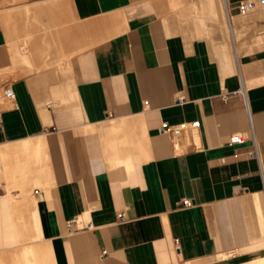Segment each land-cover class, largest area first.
<instances>
[{
	"label": "crops",
	"instance_id": "crops-1",
	"mask_svg": "<svg viewBox=\"0 0 264 264\" xmlns=\"http://www.w3.org/2000/svg\"><path fill=\"white\" fill-rule=\"evenodd\" d=\"M244 1L0 0V264H264V6Z\"/></svg>",
	"mask_w": 264,
	"mask_h": 264
},
{
	"label": "built area",
	"instance_id": "built-area-1",
	"mask_svg": "<svg viewBox=\"0 0 264 264\" xmlns=\"http://www.w3.org/2000/svg\"><path fill=\"white\" fill-rule=\"evenodd\" d=\"M264 6V0H246L239 4V11L241 13L249 11L251 9H254L255 7H261ZM0 99L4 100L5 103H12L14 99V93L10 86H7L4 88L3 93L0 95ZM198 122L197 121H190V122H183L176 126H168L167 124H163L161 127V130L165 133H169L173 136H182L191 133L193 130L198 128ZM230 142L233 143H241L244 140V137L240 133H234L230 136ZM251 155H254L258 157V152L256 147L254 148ZM184 205L189 203L188 199H184L182 201ZM106 251L103 250L102 254H104Z\"/></svg>",
	"mask_w": 264,
	"mask_h": 264
},
{
	"label": "rangeland",
	"instance_id": "rangeland-1",
	"mask_svg": "<svg viewBox=\"0 0 264 264\" xmlns=\"http://www.w3.org/2000/svg\"><path fill=\"white\" fill-rule=\"evenodd\" d=\"M197 16H200V15H195V17H197ZM188 19L187 18H185V17H178L177 18V20H176V22H178V23H184V22H186ZM201 36V35H200ZM3 91H4V88L0 91V95L3 93ZM3 102V103H2ZM0 103H1V105H7V103H5L4 102V100H1L0 101Z\"/></svg>",
	"mask_w": 264,
	"mask_h": 264
},
{
	"label": "bare ground",
	"instance_id": "bare-ground-1",
	"mask_svg": "<svg viewBox=\"0 0 264 264\" xmlns=\"http://www.w3.org/2000/svg\"><path fill=\"white\" fill-rule=\"evenodd\" d=\"M2 1H3V0H2ZM201 1H202V0H201ZM38 21H39V19H38ZM244 25H245V24H244ZM244 25H243V26H244ZM243 34H245V32H244ZM52 60H53V59H52ZM48 63H49V62H48ZM50 63H51V62H50ZM50 63H49V64H50ZM57 64H58V63H57ZM53 65H54V64H53ZM46 66H47V65H46ZM46 66H45V67H46ZM62 66H63V64H62ZM64 67H65V66H64ZM46 68H49V66H47ZM62 68H63V67H62ZM62 68H61V70H62ZM44 69H45V68H44ZM64 69H65V68H64ZM48 70H49V69H48ZM66 72H67V71H66ZM60 73H61V72H60ZM62 73H63V72H62ZM60 75H61V74H60ZM50 78H51V77H50ZM9 83H10V81H9ZM0 90H1V89H0ZM2 103H3V102H2ZM0 104H1V103H0ZM6 106H7V105H6ZM9 107H10V106H9ZM11 108H12V107H11ZM125 136H126V135H125ZM125 145H126V144H125ZM258 263H259V262H258ZM259 264H260V263H259Z\"/></svg>",
	"mask_w": 264,
	"mask_h": 264
}]
</instances>
